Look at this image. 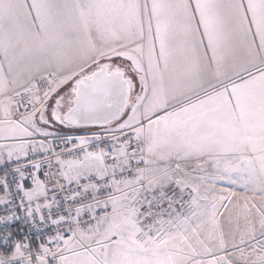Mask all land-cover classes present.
<instances>
[{"label":"snow or ice","instance_id":"1","mask_svg":"<svg viewBox=\"0 0 264 264\" xmlns=\"http://www.w3.org/2000/svg\"><path fill=\"white\" fill-rule=\"evenodd\" d=\"M0 264H264V0H0Z\"/></svg>","mask_w":264,"mask_h":264}]
</instances>
